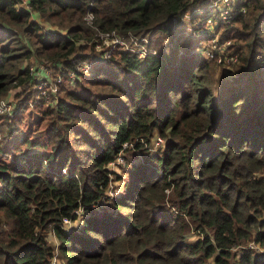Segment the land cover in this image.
<instances>
[{
	"label": "trees",
	"instance_id": "16d2710c",
	"mask_svg": "<svg viewBox=\"0 0 264 264\" xmlns=\"http://www.w3.org/2000/svg\"><path fill=\"white\" fill-rule=\"evenodd\" d=\"M203 1L0 0V99L23 116L0 117V264L56 251L66 264H264V0H239L246 12L221 26L237 60L218 72L199 42L175 40ZM106 32L171 47L115 48L52 104L27 105L43 70L76 71ZM133 153L131 182L94 208L123 180L109 165Z\"/></svg>",
	"mask_w": 264,
	"mask_h": 264
},
{
	"label": "rangeland",
	"instance_id": "374dc122",
	"mask_svg": "<svg viewBox=\"0 0 264 264\" xmlns=\"http://www.w3.org/2000/svg\"><path fill=\"white\" fill-rule=\"evenodd\" d=\"M239 4V5H238ZM229 6L231 7L229 12H232L231 15H236L238 13V11H240L241 9V5H240V1L239 0H230L229 1ZM241 6V7H240ZM194 9V10H193ZM224 14H225V9H224V4L222 0H206L203 1L202 4H199L198 6L194 7L191 9V12L189 13V19H182V23H181V28H179V30H177V34H175V40L178 41V38L180 36H184L189 38L192 41L195 42H199V46L198 47H194L192 48V52L195 53L196 50H198L199 52H201V50H204V48L208 47L209 43L211 40H209V36L208 34L211 36L212 33L215 34H219L221 35L222 29L221 26L224 25L226 22H224ZM33 19L38 22L41 26L44 27L43 31L46 32V30L48 31L49 29L51 30H57L55 29L53 26L48 25L45 21H43L40 18V15L37 12H34L32 14ZM207 16H210V18L213 20L212 24L209 26H207ZM194 30V31H193ZM196 31V32H195ZM222 37V35H221ZM219 38V37H218ZM223 40H228L226 38L223 37ZM156 41V42H155ZM151 41H149V47L152 51L155 50V52H157L156 49H159V47L161 48L162 46L160 45V42L158 39L154 40V42L152 44H154L153 46L150 44ZM155 43L158 44L155 45ZM165 46H170L171 43L168 40H164L162 42V45ZM170 44V45H169ZM171 47V46H170ZM101 50L100 48H98V51ZM102 51V50H101ZM100 57V56H99ZM98 58V57H96ZM212 60V59H209ZM211 62H214L215 64L219 65L217 67V72L220 71L222 69V67H220V64H218V62L216 60H212ZM84 63H88V61H82L80 64H78L77 66V71L79 72L77 78L74 79L73 83L71 82L70 85L68 84V86L70 88H74V82L77 79V81L81 82L83 81V75L86 76H91L94 74V69L92 68V70L88 72V69L86 68L87 72H85L84 69ZM83 64V65H82ZM33 65V61L31 63V66ZM83 74V75H82ZM53 77V76H51ZM227 77H231L230 74H227ZM13 96V95H12ZM11 95H7L6 97H4L2 100L6 101V100H10V98H12ZM56 97V96H54ZM53 97V98H54ZM53 98L50 100V103L52 104L54 102ZM13 103L16 104L15 101H13ZM20 114V111L17 112V106H15L14 111L12 112V115H8V114H4V115H0V117L2 116H7L9 118H14V119H19L20 116L18 118ZM27 123V122H26ZM25 122H18L19 125H21L22 127L25 126L26 124ZM159 136H156V139ZM155 139V140H156ZM0 140H2V134L0 133ZM156 146V142H153L152 148L151 150H153V148ZM165 146V142L163 141V144L158 146V152L163 150V147ZM154 153V151H153ZM127 157H129V162H128V166H127V162H123L121 160L115 162L114 164H110L109 165V169L112 172V175L114 176V174H116L119 177H122L123 180L118 181V180H114V182L110 185V189L107 191V195H108V199H105L101 202V205H97V207H94L96 209L99 208V210H102L103 208H107L109 207L110 204L112 203V199L119 197V195L121 196V192L123 189V185L124 183L127 182H131V175L129 173L128 170H130V166L134 163L136 164H140L143 163V159H142V155L139 153H133V155L131 154L130 156L128 155ZM127 166V167H126ZM114 173V174H113ZM111 199V200H110ZM86 213L80 212V217L78 220L73 221V222H66L64 227L66 229L70 230H78L80 229L82 222H81V218L84 217ZM197 238V235L192 234V240L191 241H195ZM53 264H66L65 260L63 259V257L56 251V255L55 258L52 261Z\"/></svg>",
	"mask_w": 264,
	"mask_h": 264
},
{
	"label": "built area",
	"instance_id": "2783aa9c",
	"mask_svg": "<svg viewBox=\"0 0 264 264\" xmlns=\"http://www.w3.org/2000/svg\"><path fill=\"white\" fill-rule=\"evenodd\" d=\"M224 4V9H225V14H224V22H228L234 15H231L232 12H229L231 7L229 6V1L230 0H222ZM24 4H26V1H24ZM194 8V7H193ZM194 10V9H193ZM189 12L183 17L184 19H189ZM240 13H245L246 12V7L242 6ZM207 20V26L212 24V19L210 16L206 17ZM87 20L91 21L92 20V15L88 14ZM181 26V23L178 24L177 26ZM194 31V30H193ZM196 32V31H195ZM210 42H208L209 46L204 48V50H201V53L207 57L208 59L216 60L218 64H227V63H234L237 60L236 56H232L227 52V48L231 45V40H223L221 38V35L212 33L211 36L208 34ZM219 37V38H218ZM99 43L98 48L101 50H104V53L99 54L97 56L98 58H94L92 61H88V63H84V69L85 72H87L86 68L88 69V72L92 70V68L95 67V64L101 61H105L107 57H109V54L115 49V48H124L141 59L147 57L148 55L155 54V50L152 51L149 47V41L146 38H140L138 39L137 37H131L130 41H125L124 39L120 38L116 32H106V33H101L100 38H99ZM97 48V49H98ZM81 65V64H80ZM83 65V64H82ZM78 71H64V72H59L57 75L51 77L50 71L47 69L43 70L42 74L40 75L41 78L36 81L35 83V98L30 99L27 102V105L31 108H33L38 101L43 98L47 100L50 103V100L56 96L58 92L59 86L64 82L65 79H69L70 82L73 83L74 79L77 78ZM11 101L6 100L3 101L0 99V115L8 114L12 115V112L15 109V106H17V112L20 111V107L13 103V99L10 98ZM163 139L158 137L155 142L156 146L153 148L151 151H157L158 146L163 144ZM123 161V157L118 158L115 162L117 161ZM114 162V163H115ZM112 163V164H114ZM108 196V195H107ZM70 222V221H65ZM55 258V257H54ZM53 258V259H54Z\"/></svg>",
	"mask_w": 264,
	"mask_h": 264
},
{
	"label": "crops",
	"instance_id": "0c3cea01",
	"mask_svg": "<svg viewBox=\"0 0 264 264\" xmlns=\"http://www.w3.org/2000/svg\"><path fill=\"white\" fill-rule=\"evenodd\" d=\"M178 28H181V26L179 25V26H176V29H178ZM199 52V51H198ZM143 162V161H142Z\"/></svg>",
	"mask_w": 264,
	"mask_h": 264
}]
</instances>
